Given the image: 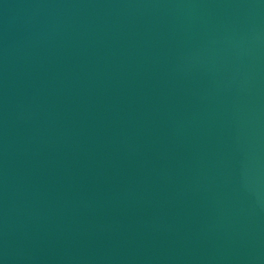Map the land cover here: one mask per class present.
Segmentation results:
<instances>
[{"label": "water", "instance_id": "water-1", "mask_svg": "<svg viewBox=\"0 0 264 264\" xmlns=\"http://www.w3.org/2000/svg\"><path fill=\"white\" fill-rule=\"evenodd\" d=\"M0 264H264V0H0Z\"/></svg>", "mask_w": 264, "mask_h": 264}]
</instances>
